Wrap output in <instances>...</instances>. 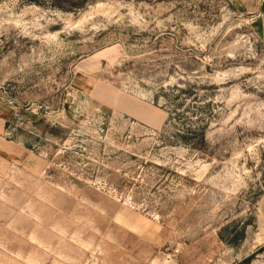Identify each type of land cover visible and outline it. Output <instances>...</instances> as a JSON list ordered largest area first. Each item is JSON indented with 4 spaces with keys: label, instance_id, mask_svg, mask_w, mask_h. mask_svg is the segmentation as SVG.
<instances>
[{
    "label": "rangeland",
    "instance_id": "rangeland-1",
    "mask_svg": "<svg viewBox=\"0 0 264 264\" xmlns=\"http://www.w3.org/2000/svg\"><path fill=\"white\" fill-rule=\"evenodd\" d=\"M263 4L0 0V264H264Z\"/></svg>",
    "mask_w": 264,
    "mask_h": 264
},
{
    "label": "crops",
    "instance_id": "crops-1",
    "mask_svg": "<svg viewBox=\"0 0 264 264\" xmlns=\"http://www.w3.org/2000/svg\"><path fill=\"white\" fill-rule=\"evenodd\" d=\"M257 19L259 18V20H257L258 22H260L261 24V30L263 31V36H264V4L262 5V7L260 8L259 13H257Z\"/></svg>",
    "mask_w": 264,
    "mask_h": 264
},
{
    "label": "trees",
    "instance_id": "trees-1",
    "mask_svg": "<svg viewBox=\"0 0 264 264\" xmlns=\"http://www.w3.org/2000/svg\"><path fill=\"white\" fill-rule=\"evenodd\" d=\"M32 118H33V116H32Z\"/></svg>",
    "mask_w": 264,
    "mask_h": 264
}]
</instances>
